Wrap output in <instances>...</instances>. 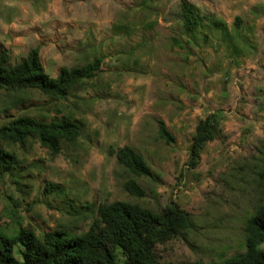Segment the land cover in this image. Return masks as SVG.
Instances as JSON below:
<instances>
[{"label": "rangeland", "instance_id": "374dc122", "mask_svg": "<svg viewBox=\"0 0 264 264\" xmlns=\"http://www.w3.org/2000/svg\"><path fill=\"white\" fill-rule=\"evenodd\" d=\"M184 1L202 19L196 34L183 31ZM34 50L53 79L64 69L99 68L65 99L0 91V128L30 117L69 119L82 131L56 155L35 138L1 143L13 160L0 166V234L82 235L102 206L126 202L190 214V229L154 247L158 264H208L246 252L247 221L264 206V0H0V57L15 67ZM210 117L215 138L193 166L197 127ZM160 123L172 143L160 137ZM125 147L152 176L119 165ZM129 180L142 198L126 191ZM52 184L58 189L47 190ZM22 250L15 244L18 261Z\"/></svg>", "mask_w": 264, "mask_h": 264}, {"label": "trees", "instance_id": "16d2710c", "mask_svg": "<svg viewBox=\"0 0 264 264\" xmlns=\"http://www.w3.org/2000/svg\"><path fill=\"white\" fill-rule=\"evenodd\" d=\"M180 11L183 31L196 34L203 26L200 15L187 1L181 3ZM211 24L226 32L222 21L212 20ZM7 63L8 57L3 54L0 57V91L35 89L54 99H65L77 86L93 78L99 68L95 62L81 68L64 69L53 79L45 73L38 50L15 67H9ZM214 118H208L197 127L191 149L193 166L199 160L203 147L215 138L217 126ZM81 133L79 125L69 119L51 123L30 117L13 119L0 128V166L8 169L13 160L3 150L2 142L24 145L28 139L35 138L56 155L61 152L63 142H75ZM159 135L167 143L174 141L164 123H160ZM117 160L132 175L152 176L143 157L130 147L120 149ZM261 177L264 178V167ZM56 189L58 187L53 184L47 188L50 191ZM125 189L134 197L144 196V191L134 180L126 182ZM98 215L99 220L82 235L56 231L40 240L28 231L21 232L14 239L0 234V264H118V252L124 257V264H158L154 247L193 226L190 214L176 206H168L162 213H155L138 205L114 202L102 206ZM246 234L245 253L208 264H264V250L261 248L264 244V206L247 221ZM15 244L23 249L22 261L14 256Z\"/></svg>", "mask_w": 264, "mask_h": 264}]
</instances>
